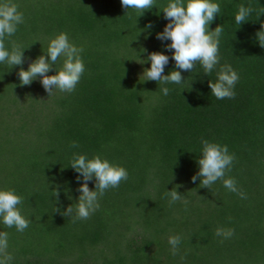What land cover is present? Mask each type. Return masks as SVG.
Listing matches in <instances>:
<instances>
[{
    "label": "trees",
    "instance_id": "obj_1",
    "mask_svg": "<svg viewBox=\"0 0 264 264\" xmlns=\"http://www.w3.org/2000/svg\"><path fill=\"white\" fill-rule=\"evenodd\" d=\"M212 2L221 12L209 30L224 27L220 64L240 76L234 99L212 95L209 81L216 82L219 65L208 76L199 62L180 70V85L143 75L152 52L170 57L162 75L179 70L174 50L165 48L171 40L156 38L169 23L163 13L169 0H155L142 16L134 9L126 14L121 0H13L24 23L6 46L15 41L26 50L23 65L0 63V190L23 197L17 207L31 223L21 233L0 218L11 264H264V48L257 37L264 0ZM241 4L255 11L239 25ZM61 32L84 48L76 90L49 97L42 77L21 86L20 68L47 53ZM202 140L235 154L224 179L235 178L247 199L223 180L210 189L199 179L193 183ZM74 141L78 148L70 146ZM74 154L101 155L126 168L129 178L106 190L90 218L73 222L62 213L75 209L83 183L71 168ZM177 185L183 199L170 205L165 193ZM89 188L95 190V179ZM218 227L235 228V235L221 243ZM176 235L181 243L174 256L168 239Z\"/></svg>",
    "mask_w": 264,
    "mask_h": 264
},
{
    "label": "clouds",
    "instance_id": "obj_2",
    "mask_svg": "<svg viewBox=\"0 0 264 264\" xmlns=\"http://www.w3.org/2000/svg\"><path fill=\"white\" fill-rule=\"evenodd\" d=\"M122 7L128 14L129 9H134L141 13L151 10L155 5V0H121ZM255 11L252 6L239 5L235 15L236 24L241 25ZM264 12V7L261 8ZM221 12L219 3L212 0H169L167 6L163 9L164 19L169 23L165 26L163 32L157 33L156 38L160 41L171 40V44L165 45L166 50H174L171 57L175 61V68L168 75H162L165 66L168 65L170 57L163 52H152L148 56L151 62V68L145 69L143 75H146L147 81H155L161 84L175 83L182 84L185 79L181 71H192L197 62H199L205 75H210L219 65L216 82L209 81L212 95L223 100L225 98L234 99V91L237 82L240 79L239 73L235 71L231 64H220L219 55L220 39L224 27L217 26L214 31L209 30V25L214 21L216 16ZM24 23V14L19 11V6L13 3V0H5L0 3V63H7L10 66H21L25 57L22 44L10 41L11 48L6 46V40L14 36L18 31V26ZM151 28L152 25L147 26ZM264 28V25H262ZM259 44L264 48V30L257 33ZM84 48L77 47L70 41L66 32H61L51 39L47 53L37 57L29 64L27 70L23 67L18 72V78L21 86L31 85L38 77L49 97L55 90L65 93H72L76 90L82 75L85 72V63L82 58ZM143 51H146L143 50ZM50 57V59H49ZM64 57L62 67L57 70L55 65L58 58ZM55 70V75H48ZM160 91L167 96L169 89L163 87ZM190 107V106H189ZM202 158L198 159L199 171L192 177L193 183L198 179L201 181L203 188L210 189L217 180H223V185L230 192L236 193L241 199H247V195L237 187L235 178L229 177L224 179L226 172L231 171L235 154L229 153L227 145H221L208 140L201 141ZM72 148H78L77 142H72ZM73 168L79 175L77 183L81 180L83 183L77 189L80 193L75 209L73 205L67 207L62 215L73 219H88L100 208L99 199L103 197L106 190L118 188L122 181H127L129 173L126 168L111 163L107 158L101 155H95L89 159L86 155L74 154L71 161ZM95 179V190L89 188V182ZM177 185L165 195L170 197L169 204H174L183 199L177 189ZM55 197L59 196V186L53 191ZM23 202V197L16 194L14 189L0 190V218L8 228L16 227L18 232H24L30 225L31 221L22 215L18 205ZM59 211V209H57ZM76 215L73 218V212ZM217 237H222L220 241L231 239L235 235V228L218 227L215 231ZM9 234L0 231V264H11L14 256L8 250ZM171 245L172 254H178V246L181 243L179 235L170 236L168 239Z\"/></svg>",
    "mask_w": 264,
    "mask_h": 264
}]
</instances>
